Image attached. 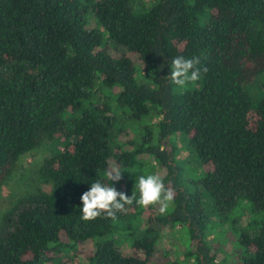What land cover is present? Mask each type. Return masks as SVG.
I'll return each mask as SVG.
<instances>
[{
    "label": "trees",
    "instance_id": "trees-1",
    "mask_svg": "<svg viewBox=\"0 0 264 264\" xmlns=\"http://www.w3.org/2000/svg\"><path fill=\"white\" fill-rule=\"evenodd\" d=\"M111 43L121 49L113 53ZM180 55L198 57L201 69L183 88L167 78ZM112 102L137 120L160 119L128 148ZM179 136L206 168L186 186ZM44 142L50 154L39 175L50 189L3 213L0 264H61L89 240L87 264H151L169 223L200 240L186 253L194 264H221L205 246V203L221 218L240 199L264 211V0H0V185ZM144 156L165 171L173 207L146 213L141 236L127 225L132 205L115 219L85 221L81 196L91 184H110L106 172L116 166L119 191ZM249 227L235 260L264 264V219Z\"/></svg>",
    "mask_w": 264,
    "mask_h": 264
},
{
    "label": "rangeland",
    "instance_id": "rangeland-1",
    "mask_svg": "<svg viewBox=\"0 0 264 264\" xmlns=\"http://www.w3.org/2000/svg\"><path fill=\"white\" fill-rule=\"evenodd\" d=\"M151 0H143L148 3ZM94 25V23H93ZM96 25V24H95ZM120 46H114L111 43L112 52L120 50ZM263 79V77H261ZM143 82L145 78H140ZM195 85V84H193ZM257 81L252 83V89L256 91ZM254 99L258 95L254 91H250ZM105 93L99 91L94 100L97 104L102 106L105 100ZM112 107L116 109L120 115L117 127L121 130L119 137L120 141L127 142L128 148H133L134 144L138 143L143 136L146 127L153 128L159 121L160 117L151 115L143 121L135 119L123 109L116 108L115 102H112ZM133 141V142H131ZM177 152L176 158L178 159V173L183 186H186V180L198 179L206 174V168L199 160L190 157L191 152L186 148L185 141L179 136L176 139ZM167 146V144H165ZM164 145V147H165ZM50 144L48 142L42 143L40 146L25 154L15 172L0 185V220L3 213L9 209L18 198L21 196L35 192L38 189L49 190L50 186L45 184L39 175V168L42 160L50 154ZM164 170L157 164L156 160L151 157H142V165L138 168L130 170L128 178L123 179L121 182L122 187L119 191L125 193L136 191L135 184L141 175L150 173L164 174ZM122 175H124L122 173ZM138 194V193H137ZM204 201H211L208 196H205ZM212 203V201H211ZM173 207V203L170 208ZM132 211L135 216H129V227L131 230H136V236L143 234V226L147 222L148 214L160 215L159 205H150L147 208L137 205L135 202L132 204ZM206 213L208 214V221L205 224L204 240L205 246L209 248L210 252L217 253L215 261L221 264H237L235 260L236 253L241 250L239 238L245 227L260 226L264 219V211L254 209L253 205L246 199H240L235 207L228 211L223 218L219 217L214 212L213 203H205ZM139 213V215H138ZM126 225V224H125ZM137 227V229H136ZM252 227H249V231ZM134 230V231H135ZM247 230V231H248ZM246 231V232H247ZM118 237L122 238L121 235ZM123 239V238H122ZM124 240V239H123ZM125 241V240H124ZM200 240L191 241V235L188 230L184 229L179 224L169 223L162 229V235L157 243V253L151 264H194L193 258L186 257V253L190 250H196ZM125 249L129 248L128 242H122ZM93 243L91 240L87 241L83 246V252L69 251L63 257L68 264H87L88 263V250H91ZM63 261L61 264H66Z\"/></svg>",
    "mask_w": 264,
    "mask_h": 264
},
{
    "label": "clouds",
    "instance_id": "clouds-1",
    "mask_svg": "<svg viewBox=\"0 0 264 264\" xmlns=\"http://www.w3.org/2000/svg\"><path fill=\"white\" fill-rule=\"evenodd\" d=\"M199 62L198 57L176 56L171 60V72L167 78L181 88L195 83L201 78V69L197 67ZM163 150L161 147V151ZM106 178L111 181L110 184L97 180L81 196L82 218L85 221L95 220L102 215L115 219L118 212L126 211V206L134 202L145 208L159 205V212L164 214L175 200V190L166 187L160 173L141 175L138 181L136 180L134 187L136 191H133L131 196L118 191L113 185V182L122 179V171L118 167L113 166L107 171Z\"/></svg>",
    "mask_w": 264,
    "mask_h": 264
}]
</instances>
